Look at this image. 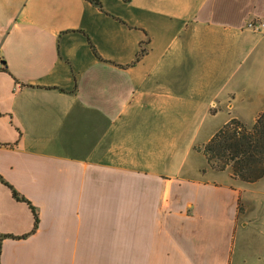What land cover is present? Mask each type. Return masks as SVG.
<instances>
[{"label":"crops","instance_id":"0c3cea01","mask_svg":"<svg viewBox=\"0 0 264 264\" xmlns=\"http://www.w3.org/2000/svg\"><path fill=\"white\" fill-rule=\"evenodd\" d=\"M263 110L264 0H0L1 264H264L196 148Z\"/></svg>","mask_w":264,"mask_h":264},{"label":"trees","instance_id":"16d2710c","mask_svg":"<svg viewBox=\"0 0 264 264\" xmlns=\"http://www.w3.org/2000/svg\"><path fill=\"white\" fill-rule=\"evenodd\" d=\"M90 45L94 54L98 55L91 41ZM196 148L204 153L212 168L220 171L230 168L233 178L248 183L257 182L264 177V110L259 113L252 126L237 117L230 118L203 146ZM13 192L20 199L18 193L15 190ZM31 207L37 227L38 213L33 205ZM1 254L0 237V264Z\"/></svg>","mask_w":264,"mask_h":264},{"label":"rangeland","instance_id":"374dc122","mask_svg":"<svg viewBox=\"0 0 264 264\" xmlns=\"http://www.w3.org/2000/svg\"><path fill=\"white\" fill-rule=\"evenodd\" d=\"M246 196L253 200L250 216L254 219L253 226L249 227L247 231L258 234L264 232V181L261 184L250 185ZM241 207V210L245 211V205Z\"/></svg>","mask_w":264,"mask_h":264},{"label":"built area","instance_id":"2783aa9c","mask_svg":"<svg viewBox=\"0 0 264 264\" xmlns=\"http://www.w3.org/2000/svg\"><path fill=\"white\" fill-rule=\"evenodd\" d=\"M251 27L255 28V29H258L260 28L261 26H263V23H255L254 21H251L250 24H249ZM146 50V47H145V42L142 44V52ZM215 106V105H214Z\"/></svg>","mask_w":264,"mask_h":264}]
</instances>
